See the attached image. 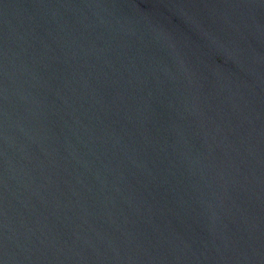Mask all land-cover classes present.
I'll return each instance as SVG.
<instances>
[{
	"label": "water",
	"instance_id": "1",
	"mask_svg": "<svg viewBox=\"0 0 264 264\" xmlns=\"http://www.w3.org/2000/svg\"><path fill=\"white\" fill-rule=\"evenodd\" d=\"M0 264H264V0H0Z\"/></svg>",
	"mask_w": 264,
	"mask_h": 264
}]
</instances>
